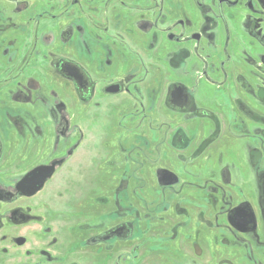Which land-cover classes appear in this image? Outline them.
<instances>
[{
  "label": "flooded vegetation",
  "instance_id": "flooded-vegetation-1",
  "mask_svg": "<svg viewBox=\"0 0 264 264\" xmlns=\"http://www.w3.org/2000/svg\"><path fill=\"white\" fill-rule=\"evenodd\" d=\"M62 1L66 5L70 4L68 7L64 5L66 14H70L78 4V0ZM43 5L45 6L44 3ZM24 6L26 4L20 0H0V26L13 24L11 21L15 16L23 15L28 10L27 23L34 27L36 37L41 25L47 27L50 33L55 30L52 26L55 24L56 17L50 15L54 10L53 5L47 9ZM83 12L88 24V28L85 29L88 31V36L85 37L89 39L87 42L96 41L98 46L100 45L95 70L98 75L96 81L102 84L100 91L104 96L126 94L130 98L133 97L128 87L131 83L130 79L132 76L134 81L138 79L139 65L141 76L147 73L146 63L152 69H157L159 58L149 53L153 54L160 41L163 45L166 42L176 49L175 55L178 61L175 67L179 68L183 63L188 65L196 63L199 68L198 71L195 70L197 75L194 77L200 82L199 89L220 94L219 101L216 103L197 106L186 84L182 82L184 79H181V87L178 86L181 113L188 117L193 112L196 114L198 112L200 115L198 121L201 125L203 121H206L207 126L221 128L242 125L246 133L241 136L237 135L236 131L234 134L231 132L229 136L221 134V137H224L226 141L230 140L231 144V148L229 144L227 148L226 145L223 146L226 149L230 148L225 154L231 156L233 152L231 161L232 159L238 160L235 154L237 149L232 145V141H241L244 147L250 150L247 160H250L254 170L259 164V169L264 172V107L257 108L250 99L252 95H256L257 100L264 102V0H85ZM174 15H180L181 18H174ZM94 26L97 27L96 31ZM31 31L33 32L32 29ZM73 37L72 29L65 28L60 32L61 41L69 42ZM39 40L38 37L33 38L32 34L28 40H25L22 45L24 51L30 45L33 47V51H27L28 54L12 57L4 54L5 50L0 54L2 59V65L0 64V135L4 142L10 125L13 126L14 121L21 122L18 118L23 110L8 107L10 101L21 106H30L37 119L39 118L44 124L51 123L55 138H62L61 141L56 139L53 141L46 160L57 152V148L63 147L64 142H70L68 141L71 131L69 127L74 125L71 123L73 120L68 117L60 115L57 119V94L52 86L43 87L40 70L41 61L44 58L41 57V50L38 47L40 46ZM27 41H29L28 44ZM113 47H119L120 53L113 51ZM165 49V52L158 56L162 57V60L167 59L165 61L168 63L173 57L166 47ZM63 63L77 66L88 78V82L82 79L77 85L75 80L62 75L60 71ZM126 65L132 66L127 70ZM53 66L55 74L71 84L79 102L89 104V100L94 96L96 85L86 66L82 65L77 58H61L56 60ZM193 67L194 65L191 68ZM163 72V70L159 71L161 74ZM77 86L81 89L80 93ZM113 87L117 92L110 93L108 90ZM85 88H87L86 93ZM135 90L137 91L138 88L136 87ZM44 92L50 95V100L42 96ZM150 92L153 91L150 90ZM167 94L168 90L164 89L163 95ZM232 95L238 97L241 95L239 99L243 100L247 106L236 108L235 111L233 103L232 106L228 104L234 99ZM136 96L138 97V94ZM61 130L66 133L61 134ZM255 139L261 141L260 146L263 153L258 149ZM76 147L75 144L68 147L65 152L66 157L53 159L47 163L42 162L21 171V175L6 176L3 181H0V193L3 194L0 196V264H105L108 248L117 246V243L121 242H134L131 252H136L138 264H153L151 257H148L150 255L142 259V253L135 244L138 234L136 205H130L133 210L129 214L130 221L123 223L120 221L121 212L126 213L125 209H122V199L118 198L122 188L121 178L114 188L115 192L112 190L113 198L110 206L113 212L106 214L108 204L103 196L107 189L104 185L107 182L104 176L102 181L99 173L88 172L85 167L81 170L79 166L73 167V172L69 168L64 169L60 175L57 172L66 161L72 158ZM2 154L3 146L0 145V161ZM244 164L246 166L238 169L243 172L240 178L243 186L252 183L253 179L256 184L255 177L252 180L249 178V173H253L250 172L249 162ZM51 166L54 167L53 171L38 188L37 182L44 175H35L34 171ZM57 176H61V182H54L58 180ZM25 177L29 178L27 182H25ZM257 183L260 190L257 202L262 203L263 206L264 174L259 177ZM247 190L244 192L242 203H240L241 198L232 191L231 196L234 194L238 198L236 197L229 203L230 208L225 223L231 235L226 237L227 241L222 238L218 241L224 244L221 247L227 246L226 253H228L231 264H236L234 257L230 256L232 251H243L242 248L236 246L241 235L246 241L249 235L253 238L249 240L250 247L247 252L250 260L264 262L260 255L264 250L255 244L256 239L260 240V223L262 224L264 220L263 216L261 218L260 215H256L254 209L257 202L252 201L249 197L251 192L249 190L247 195ZM82 195V199H76ZM90 199L97 202L96 205L91 203L92 210L88 209L86 204ZM202 200L200 207L205 210L207 206L212 208L214 203H217V199L212 197H205ZM193 202L197 204V200L186 197L184 199L182 197L179 202L181 204V234L187 233L186 229L191 224L195 226L197 221L200 222L206 212L202 211L201 216L188 214L190 210L185 208L194 207ZM240 205L249 216L244 221V230L238 227L235 218L238 212L236 207ZM96 213L97 216L94 218ZM212 218L214 224L215 222L222 224L223 216L219 211L212 214ZM107 223L114 224L107 226ZM257 224L255 232L252 228ZM157 237L160 239V235ZM211 240L214 243L215 236H212ZM230 241L234 242L232 247H228ZM213 247L218 249V245ZM181 248L184 247L181 246ZM179 249L177 250L180 253ZM157 250L162 251L163 248ZM165 252L170 253L168 250ZM214 256H217L216 251L211 253L210 258ZM239 257L240 255L237 256ZM128 261L131 264L129 256H124L120 251L111 264H124ZM156 264L171 263L157 262Z\"/></svg>",
  "mask_w": 264,
  "mask_h": 264
},
{
  "label": "rangeland",
  "instance_id": "rangeland-1",
  "mask_svg": "<svg viewBox=\"0 0 264 264\" xmlns=\"http://www.w3.org/2000/svg\"><path fill=\"white\" fill-rule=\"evenodd\" d=\"M20 2H24L26 8L37 6L47 9L53 5L54 10L50 15L56 17L55 24L52 26L55 30L50 33L44 25H41L39 30L37 29V37L40 39V46L38 47L41 50V57L44 58L41 61L40 72L43 87L52 86L57 94V119L60 115L65 116V118L68 117L73 120L71 123L74 126L69 127L71 131L68 141L70 142H64L63 147L57 148V152L45 160L53 141L55 139L61 141L62 138H55L51 123L44 124L39 118L37 119L30 106H21L10 101L8 107L14 110L21 108L23 111L18 118L21 119V122L14 121L13 126L10 125L4 142H2L0 135V145L3 146L0 161V181H3L6 176L21 175V171L42 162L47 163L53 159L66 157L65 152L68 147L75 144L77 147L72 158L66 161L57 172L60 175L66 168L73 172V167L79 166L81 170L85 167L88 172L99 173V176H102V181L104 176L107 182L104 186L109 189L105 190L103 196L106 204H108L106 214L113 212V208L110 206L113 198L112 190L115 192L114 188L121 178L122 188L118 198L122 199V209H125L126 213L121 212L120 221L122 223L129 222V214L133 211L130 205H136L138 220L136 230L138 234L135 244L142 253V259L150 255L148 257H151L153 264L157 262L231 264L228 253H226L227 246L221 247L224 244L218 242L220 238L226 240V237L231 235L225 227L230 208L229 203L235 200L237 196L241 198L240 203H242L244 192L248 188L251 192L249 197L256 203L260 191L257 181L264 172L259 169V164L255 166L256 170H254L250 160H247L250 150L245 148L241 141H232V145L237 149L235 154L239 158L238 160L232 159L231 161L233 152L231 156L225 154L230 150L231 144L230 140L226 141L224 137H221V134L229 136L231 132L234 134L236 131L237 135L241 136L246 133L242 125L236 127L223 126L221 128L219 126H207L206 121H203V125H201L198 121V117H200L198 112L197 114L193 112L188 117L181 114L180 90L178 89V86L181 87V79H184L182 82L186 84L197 106H206L209 103L219 101L220 94L199 89L201 87L200 82L194 77L197 75L195 70L198 71L199 68L196 63L189 64L190 66L183 63L181 67H175L178 61L177 55H175L176 49L166 42L163 45V42L160 41L153 54L149 53V55L159 58L157 69H152L146 63L147 73L141 76L140 65L138 64V79L136 78L134 81L133 76L130 79L131 83L128 87L135 97L133 94L131 98L126 94L104 96L100 91L102 84L96 81L98 75L95 70L97 66L96 56H98L100 45L98 46L96 41L87 42L89 39L85 38L86 35L88 36V31L85 30L88 28V24L83 12L85 0H78L77 7L70 14H66L64 9V5L68 7L70 4L66 5L62 0H20ZM28 12L26 10L23 15L15 16L11 21L13 24L0 26V54L5 50L4 54L14 57L26 54L30 50L33 51L32 45L27 46L28 49L25 51L22 46L25 40L30 38V34L37 39L34 27L27 23ZM179 17L181 18L180 15H174V18ZM65 28L74 31V37L69 42L60 40V32ZM94 28L96 31L97 27L94 26ZM28 43L29 41H27ZM165 47L173 57L168 63L165 61L167 59L162 60V57L158 56L165 52ZM113 51L120 53L119 47H113ZM61 58H77L91 73L96 88L89 104L79 102L71 84L55 74L54 62ZM0 64L2 65L1 58ZM193 65L194 67L191 68ZM130 66L132 65H126L125 68L129 70ZM160 70L164 72L161 74L159 73ZM187 77L190 78L186 79ZM136 87L138 88L137 91L135 90ZM164 89L168 90L166 96L163 95ZM150 90L153 92L151 93ZM47 92H44L42 96L50 100V95H47ZM164 96L165 101L163 100ZM232 97H234V101L232 100L228 104L232 106L233 103L235 111L236 108L240 109L247 106L243 100L239 99L241 95L239 97L232 95ZM250 99L257 108L264 107V102L257 100L256 95H252ZM221 101L223 102V100ZM222 118L224 119V117ZM60 133L66 132L61 130ZM181 133L184 139H181ZM255 140L258 149L263 153L260 146L261 141ZM227 144L230 146L229 149H226ZM224 145L226 148L223 147ZM252 159L254 161V158ZM248 162L250 172H253L249 173V178L252 180L255 177L256 184L253 179L252 183L243 186V181L240 179L243 172L238 171V169L246 166L244 163ZM229 169H231V173H229ZM57 178L58 180H54V182H59L61 176H57ZM249 190L246 192L247 195ZM232 191L237 194L236 197L234 194L231 196ZM81 197L83 198V195L76 199ZM182 197L183 199L186 197L197 200V204L193 202L194 207L185 208L190 210L188 214L201 216V212L206 211L201 221H197L195 226L191 224L186 229L187 233L185 234H181V204L179 202H181ZM205 197L217 199V203H214V206L217 207L207 206L206 210L201 208L202 199ZM91 203L96 205L97 202L92 201V199L86 202L87 208L90 210H92ZM236 210H238L235 217L236 222L238 227L244 230V221L249 216L242 210L241 205L236 207ZM218 211L223 216L222 224H216V222L214 224L213 222L212 214H216ZM254 211L261 218L263 216L264 220V205L262 206V203L257 202ZM96 216L97 213L94 218ZM261 218L260 222L263 221ZM90 223L92 222L90 221ZM110 224L114 223H107L106 225L109 226ZM257 227L258 224L253 226L252 230L256 232ZM259 233L260 240L259 238L256 239L255 244L264 250V222L260 223ZM157 235H160V239ZM212 236H215L214 243L211 240ZM250 239H253L250 235L247 241L242 238V235L239 236L236 246L242 248L243 251H232L230 256L234 257V263L264 264L263 261L250 260L247 254ZM133 245L134 242H121L117 243V246L108 248L105 264H111L120 251L124 256H129L131 264H138L136 252H131ZM212 245H218V249ZM233 245L234 242L230 241L228 247ZM160 248L163 250H157ZM177 249L180 250V253ZM165 250L170 253H166ZM215 251L217 256L210 258L211 253H215ZM153 252L154 254H152ZM238 255H240L239 258H237ZM260 255L264 260L263 251ZM166 256L168 258H165ZM124 264H130V262Z\"/></svg>",
  "mask_w": 264,
  "mask_h": 264
},
{
  "label": "water",
  "instance_id": "water-1",
  "mask_svg": "<svg viewBox=\"0 0 264 264\" xmlns=\"http://www.w3.org/2000/svg\"><path fill=\"white\" fill-rule=\"evenodd\" d=\"M61 74L66 76V77H70L73 80H75L76 84H79V81H81L82 79L86 82H88V78L85 76V74L75 65L71 64V63H63L61 65ZM78 88V92H81V89L79 86H77ZM88 88V87H87ZM87 88L84 89V92H87ZM110 93H115L117 92V90L115 89V87H113L111 90H108ZM107 91V92H108ZM54 167H42L39 169H36L34 171L35 175H44L42 176L39 182H37L38 188L40 187L39 185H41V183L45 180L46 177H48L50 175V173L53 171ZM34 177V176H33ZM32 179V177H31ZM36 186V185H35Z\"/></svg>",
  "mask_w": 264,
  "mask_h": 264
},
{
  "label": "crops",
  "instance_id": "crops-1",
  "mask_svg": "<svg viewBox=\"0 0 264 264\" xmlns=\"http://www.w3.org/2000/svg\"><path fill=\"white\" fill-rule=\"evenodd\" d=\"M181 114H182V113H181ZM184 117H185V116H184ZM183 125H184V124H183ZM178 132H180L179 129H178ZM184 134H185V133H184ZM181 135H182V136H181V139H184V136H183L182 133H181ZM169 141H170V139L168 140V143H169ZM181 145H183V143H181Z\"/></svg>",
  "mask_w": 264,
  "mask_h": 264
},
{
  "label": "snow or ice",
  "instance_id": "snow-or-ice-1",
  "mask_svg": "<svg viewBox=\"0 0 264 264\" xmlns=\"http://www.w3.org/2000/svg\"><path fill=\"white\" fill-rule=\"evenodd\" d=\"M28 177H25V182H27L28 181ZM3 194L2 193H0V196H2Z\"/></svg>",
  "mask_w": 264,
  "mask_h": 264
}]
</instances>
